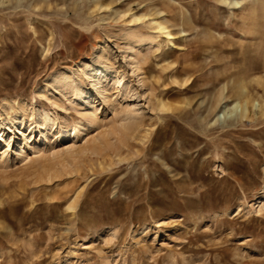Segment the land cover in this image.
<instances>
[{
    "label": "rangeland",
    "instance_id": "rangeland-1",
    "mask_svg": "<svg viewBox=\"0 0 264 264\" xmlns=\"http://www.w3.org/2000/svg\"><path fill=\"white\" fill-rule=\"evenodd\" d=\"M226 1L0 2V264H264V0Z\"/></svg>",
    "mask_w": 264,
    "mask_h": 264
},
{
    "label": "bare ground",
    "instance_id": "bare-ground-1",
    "mask_svg": "<svg viewBox=\"0 0 264 264\" xmlns=\"http://www.w3.org/2000/svg\"><path fill=\"white\" fill-rule=\"evenodd\" d=\"M3 2L4 0H0V2ZM9 1V0H8ZM36 1V0H35ZM225 3H227V1L226 0H223ZM39 2H40V0H39ZM104 7V5H102V4H97L96 5V8H98V9H102ZM160 28L162 29V30H167V28L166 27H164V26H162V25H160ZM161 30V31H162ZM167 35L170 37V36H172L173 34H171L169 31L167 32ZM93 76H95V77H97V78H99L101 81L102 80H104L106 77H107V73H106V71H101V70H95V71H93ZM103 82V81H102ZM243 87H245V85L243 86ZM245 89H246V87H245ZM224 91H225V89H224ZM222 92V95H220V100H219V102L218 103H220L221 102V100H223L224 99V101H225V96H224V93L225 92ZM246 91V90H245ZM243 92V91H242ZM240 98V97H239ZM238 98V99H239ZM218 100V99H217ZM242 100L243 101H240V102H236L235 103V105H234V107H232L229 111H227L226 112V116L227 117H229V118H231V117H234V116H237V115H241V116H243V117H249L250 116V113H251V111H252V109H251V107H252V105H251V103H252V99L251 98H249L247 95H245L244 94V99L242 98ZM162 107L163 108H166V106L163 104L162 105ZM216 108V107H215ZM75 135H76V133H75Z\"/></svg>",
    "mask_w": 264,
    "mask_h": 264
}]
</instances>
